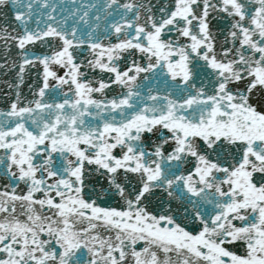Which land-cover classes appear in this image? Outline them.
Listing matches in <instances>:
<instances>
[{"label": "snow or ice", "instance_id": "snow-or-ice-1", "mask_svg": "<svg viewBox=\"0 0 264 264\" xmlns=\"http://www.w3.org/2000/svg\"><path fill=\"white\" fill-rule=\"evenodd\" d=\"M0 264H264V0H0Z\"/></svg>", "mask_w": 264, "mask_h": 264}]
</instances>
